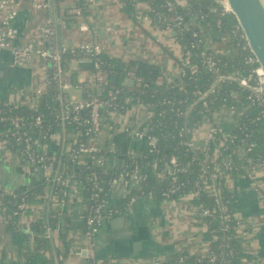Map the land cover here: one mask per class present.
<instances>
[{
	"label": "crops",
	"instance_id": "obj_1",
	"mask_svg": "<svg viewBox=\"0 0 264 264\" xmlns=\"http://www.w3.org/2000/svg\"><path fill=\"white\" fill-rule=\"evenodd\" d=\"M60 5L61 21L56 15L57 24L60 22L63 30L62 39L57 33L59 45L76 46L84 40H92L99 42L104 47V53L110 57L126 63L133 61L150 65L152 73L156 70L153 76L157 77L158 82L171 83L177 76L179 69L176 60L183 57L184 50L174 30L158 28L151 20L133 18L123 10L122 0H94L88 18L68 15ZM140 9L148 11L149 7L141 4ZM42 18L38 12L23 9L14 21L21 38H39ZM83 24H87L89 29L83 30ZM206 44L213 49L225 48L224 43L213 36H207ZM84 61L90 60H68L67 70L71 77L69 96L84 98V94H88L86 83L91 79L93 65L82 66ZM43 65L44 61L36 57L28 66H14L12 52L9 49L0 51V102L15 107L25 105L32 88L39 83L45 87L47 70ZM122 84L133 86L135 79L128 74ZM146 112V106L133 104L107 115L108 125L99 136L100 145L110 152V141L117 134L124 133L119 156H108L111 167L117 166L123 144L127 146V156L132 149L140 151V146L146 142L126 130L137 126L145 118ZM219 118H222L224 128H233V116L225 113L219 114ZM76 136L77 132L67 134L62 127L42 144L45 152L54 155L55 168L64 173L67 148ZM198 145L202 146L203 141L200 140ZM16 154L10 158L1 153L2 187L16 190L44 179L39 171L32 172V167L25 166ZM235 157L242 169L235 173L227 172L226 185L232 193L230 202L235 213L245 222L239 230L243 250L250 255L239 264H264V170L250 172L243 159L237 155ZM116 194H121V188ZM31 204L33 207L23 214L21 225L10 229L0 220V264H162L181 250L192 255H205L212 241L209 225L196 217L199 200L188 195L171 201L154 196L140 198L128 206L125 213H117L106 220L91 240L85 236L87 205L82 184L64 204L58 201L54 193L37 197ZM58 213L62 215L56 225L45 232L46 241L36 240L28 229V223L36 220L50 224L52 217ZM67 245L70 251L66 257H62L60 251Z\"/></svg>",
	"mask_w": 264,
	"mask_h": 264
},
{
	"label": "trees",
	"instance_id": "obj_2",
	"mask_svg": "<svg viewBox=\"0 0 264 264\" xmlns=\"http://www.w3.org/2000/svg\"><path fill=\"white\" fill-rule=\"evenodd\" d=\"M83 8V17L88 18L90 6L86 0H79ZM174 4L173 11L167 7V2ZM123 10L130 16L138 19L140 12L139 5L146 3L148 11H144L151 18L152 24L161 29H172L176 32V38L183 45V57L176 60L178 74L171 83L158 82L157 77L153 76V69L150 65L138 62L126 63L119 58L110 57L106 53H101L96 59L100 60L103 69L109 72L111 84L118 92L113 98V105L116 108L124 109L133 104H144L155 112L152 121L148 124V134L156 135L158 142L156 147L151 148L147 142H143L140 151L143 154L138 157V162L144 167L147 180L144 183V191L152 196L164 200L162 193L172 183L180 185L179 192L174 196L189 195L197 190V199L204 208L211 209V213L199 217V221L207 223L212 232L210 250L216 254L214 261L209 256L192 255L186 250H181L171 255L162 264H239L248 259L249 254L244 252L242 242L237 227L239 220L235 209L231 205L232 193L226 185V176L219 175L217 182L221 187V198L210 195L203 189V181H211V174L216 170V166L228 161L231 165L230 172H238L242 166L236 161L234 149L237 145L250 147L249 151L257 159H264V114L258 104L249 101V90L241 87L238 80L226 78L213 85L218 73L206 67V56L211 53L217 62L220 70L219 74H230L235 72L240 78L242 74L250 72L252 64L248 61L249 52L244 49L243 42L239 40V35H235L234 30L238 23L237 18L231 12H225L218 0H122ZM182 17L183 23L189 25V29L183 31L178 26V17ZM240 33V32H239ZM207 36L219 38L225 48L213 49L207 46ZM82 54L66 52L65 58L68 60L80 57ZM188 57L192 66L184 64L183 59ZM94 72V67H92ZM134 70L136 75L142 80L135 79V85L125 86L123 79L128 76V71ZM48 75H52L51 66L47 70ZM116 78L114 83L112 80ZM208 90V105L204 106L199 99L197 91ZM238 90L240 97L235 99L231 92ZM102 97L110 98L108 91L102 92ZM61 90L54 81L48 82L45 92L40 98L38 108L32 109L27 105L18 107L5 102H0V116L19 115L22 117L20 130H28L34 138L41 144L58 130L62 129L61 112L63 108ZM236 107L238 113L233 115V128L227 130L222 128L217 134L208 150L202 148L193 149L183 143L189 134L182 132L184 128L211 121L214 113L223 108ZM87 112H80V117H86ZM37 117L41 118V123L37 124ZM213 121V120H212ZM11 126L9 119L0 120V133ZM88 126L71 121L66 122L65 129L67 134L77 132L76 142L88 144L94 139H99L92 133H87ZM126 134V133H125ZM124 133L117 134L113 140L117 145V152L112 153L103 150L106 156H116L121 153V141ZM253 146H250L251 144ZM222 144V145H221ZM220 146V147H219ZM11 148L18 153L21 160L25 162L22 155L23 145L11 140ZM219 148V150H217ZM40 154L49 159H54V155L40 149ZM177 157L180 165L190 163L188 171L178 172L175 175L160 177L166 164H170L172 157ZM130 157L126 156L119 169L115 166L103 167L96 166L87 156L78 154L73 159L68 152L65 163L66 170L65 183H54L45 179L35 180L32 184L24 185L16 189L17 196H2L4 204L7 206L5 211L6 218L2 221L13 229L21 225L23 212L16 213L18 203L25 198L28 202L37 197H44L51 189L54 194L68 202L72 195V184L78 182L82 184L86 193V211H90L91 206L98 204L104 198L107 201L106 211L117 209L118 213H125L129 206V197L117 198L111 190L110 181L117 175L123 164L127 166ZM245 163V162H244ZM42 163H35L39 166ZM97 171V182L102 190H98L99 196L91 199L93 193V182L89 179L92 172ZM176 179V180H175ZM53 185V186H52ZM174 198V199H175ZM219 204H225L228 208L225 214L221 211H214ZM62 213L55 214L50 224L41 221H30L28 223L30 232H33L36 240L45 242V232L53 228L61 217ZM226 216V217H225ZM1 218V216H0ZM87 229V228H86ZM70 248L67 245L60 253L66 257Z\"/></svg>",
	"mask_w": 264,
	"mask_h": 264
},
{
	"label": "built area",
	"instance_id": "obj_3",
	"mask_svg": "<svg viewBox=\"0 0 264 264\" xmlns=\"http://www.w3.org/2000/svg\"><path fill=\"white\" fill-rule=\"evenodd\" d=\"M225 12H231L230 5L228 0H218ZM89 6L92 5L94 0H86ZM64 11L68 15L80 16L83 17V8L79 0H60ZM146 4V3H143ZM147 5V4H146ZM141 4L139 5L140 9ZM53 7V13H50V8ZM167 7L170 11H173L174 4L171 1L167 2ZM28 8L35 12L41 14L42 25L40 27V37L35 40H24L21 38L19 29L14 25V21L19 15V13ZM64 12V13H65ZM235 16V15H234ZM147 19L151 20L150 16L144 14V10L140 9L138 19ZM238 21V20H237ZM57 17L55 10V0H0V51L4 49H9L12 52V65L14 66H28L32 63L34 58H41L44 61L43 67L48 70L51 66L53 69L52 75L46 73L44 82L45 87L41 86L39 83L34 88L31 89L27 95L25 105L29 106L32 109H36L39 106L40 98L46 90V84L51 80L54 81L62 94V112L61 120L62 127L65 128L66 122H77L79 124H84L88 126L87 133H92L95 136H100L105 127L108 125V116L111 112L115 110H120L113 105V98L118 90H115L114 86L111 84V77L108 71L102 68L100 60L96 59L101 53L104 52V47L99 42H94L92 40H84L80 43H77L76 46H68L65 44L59 45L57 37ZM178 26L183 31L189 29L187 23H183L182 17H178ZM83 30L89 29L87 24L81 25ZM235 35H239V40L243 42V47L249 52L248 61L252 64L250 72L243 73L240 78L237 77V73L230 74H219L220 70L217 67V62L214 56L209 53L206 56V67L218 73L217 79L213 85L217 84L219 81L226 78L238 80L241 87L249 90L248 99L253 104H258L262 108V113L264 114V67L259 62L257 56L253 53L249 42L245 36V33L242 30L240 23L236 25L234 30ZM240 32V33H239ZM228 52L229 49L225 48ZM71 51L73 54H82L80 57L93 61L94 72L92 73L91 79L87 81L85 90L88 91L87 98H75L74 96H69L68 90L70 85L67 83V77L69 74L68 61L65 58L66 52ZM183 62L187 66H192L191 61L188 57L183 59ZM128 74L134 79L140 81L141 77L137 76L134 70H129ZM104 90L108 91L110 98L102 97V92ZM199 99L202 101L204 106L208 105V90L197 91ZM231 95L238 99L240 93L238 90H233ZM140 105H144L139 103ZM146 106V105H144ZM146 116L143 120L138 123L135 127H129L126 130L130 134L135 136L141 141H146L151 148L156 147L158 142V137L156 135L148 134V124L152 121V118L155 115V112L150 110L147 106ZM86 111V117H80V112ZM228 114L233 116L238 113L236 107L223 108L220 111L216 112L212 116L211 121H206L203 124L195 125L190 128H184L182 132L189 134V137L183 141L185 145L190 148L198 149L202 148L204 151L208 150L211 144L216 141L217 134L220 129H224V125L219 118V114ZM223 117V116H222ZM9 119L11 126L0 133V156L3 153L5 156L12 158L13 155H17L16 152L11 148V140L14 139L16 143L23 145L22 155L25 156V166L32 167V172L39 171L43 178L47 181L54 183H65L67 179L64 178V172L55 168L54 159H49L40 154V149L42 144L40 141L28 131L20 130L22 117L19 115L12 116H0V120ZM41 118L37 117V124L41 123ZM56 136V134H55ZM78 136L70 142L69 147L67 148L73 159L78 157V154H83L87 156V160H90L96 166L108 167V156L103 152L104 148L100 145L99 139H94L88 144L82 142H76ZM202 140L203 145L199 146L198 142ZM112 148L110 147V152L116 153V143L112 139L110 141ZM222 145V144H221ZM252 143L250 146H253ZM220 147V146H219ZM250 147L237 145L234 149V155L240 156L243 161L246 163V166L250 172H256L259 169H264V159L255 158L249 151ZM219 150V148L217 149ZM143 154L141 151L132 149L128 152L130 157V162L125 166L122 165L120 171L117 175L110 181L111 190L114 192V195L120 196L119 198L129 197V206L135 203L140 198L151 197L152 193L147 194L144 191V183L147 180V174L144 172V167L138 162V157H141ZM42 163L39 166H36L35 163ZM190 163L180 165L177 162V157H172L170 159V164H166L163 168V173L160 177L166 175H175L178 172L188 171ZM231 165L228 161L223 162L222 165L216 166V170L211 174V181H203L204 186L199 185L198 188L205 190L210 195H216L219 199L221 198V187L217 182L219 175H226L227 172H230ZM107 170V168H105ZM98 172H92L89 179L93 182V193L91 194V199L99 196L97 189L102 190L101 185L97 182ZM176 180V179H175ZM81 184L74 182L72 184V196L76 194L79 190ZM53 186V185H52ZM121 188V194L117 195L116 191ZM180 185L172 183L170 186L164 190L162 193L164 201L174 200V196L179 192ZM54 193V190L51 189L47 194ZM15 190H9L0 185V220L6 218V209L7 206L4 204L2 196L13 195L17 196ZM47 194L44 196L46 197ZM198 191L195 190L191 192L188 196L197 198ZM58 196V195H56ZM58 201L62 204L65 203L63 198L58 196ZM107 201L102 198L98 204L91 206L90 211L84 215V219L87 224V229L85 231V236L87 239L91 240L95 238L96 234L100 231L102 224L109 220L111 217L115 216L118 213L117 209H109L106 211ZM33 205L23 198L17 205V212L21 211L25 213L28 209L32 208ZM225 204H219L214 211H221L222 214H225L227 210ZM211 209L204 208L201 205L197 206L196 217H199L210 214ZM226 217V216H225ZM238 217V216H237ZM239 224L237 230L240 234L239 228L245 222L238 217ZM29 229V226H28ZM241 236V235H240ZM209 256L210 260L214 261L216 259V254L209 249L208 253L205 254ZM204 256V255H201Z\"/></svg>",
	"mask_w": 264,
	"mask_h": 264
},
{
	"label": "water",
	"instance_id": "obj_4",
	"mask_svg": "<svg viewBox=\"0 0 264 264\" xmlns=\"http://www.w3.org/2000/svg\"><path fill=\"white\" fill-rule=\"evenodd\" d=\"M232 13L240 23L243 32L249 42V45L253 53L257 56L259 62L264 67V0H228ZM61 5L59 1H56V15L58 21H61ZM50 13H53V7L50 8ZM57 33L59 38L62 39L63 30L62 24L59 22L56 24ZM82 66H92L93 61L82 62ZM156 70H154V73ZM70 75L67 77V83L70 85ZM113 82L116 81L114 77ZM87 93V92H86ZM88 94L84 98H87ZM126 144H123L122 154L120 155L116 168L119 169L122 160L126 157L127 148ZM138 244L136 243V246Z\"/></svg>",
	"mask_w": 264,
	"mask_h": 264
},
{
	"label": "rangeland",
	"instance_id": "obj_5",
	"mask_svg": "<svg viewBox=\"0 0 264 264\" xmlns=\"http://www.w3.org/2000/svg\"><path fill=\"white\" fill-rule=\"evenodd\" d=\"M261 170H264V169H259L258 172H260Z\"/></svg>",
	"mask_w": 264,
	"mask_h": 264
}]
</instances>
